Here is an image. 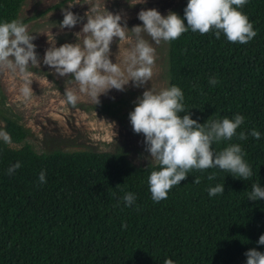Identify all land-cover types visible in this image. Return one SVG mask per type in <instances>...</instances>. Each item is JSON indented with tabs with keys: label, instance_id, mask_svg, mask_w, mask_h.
Returning <instances> with one entry per match:
<instances>
[{
	"label": "trees",
	"instance_id": "trees-1",
	"mask_svg": "<svg viewBox=\"0 0 264 264\" xmlns=\"http://www.w3.org/2000/svg\"><path fill=\"white\" fill-rule=\"evenodd\" d=\"M24 1L0 0V23L20 21ZM187 3L176 11L182 19ZM238 10L257 33L246 44L191 29L167 42V88L181 89L186 112L179 115L190 113L199 123L244 117L231 140L213 141L211 148L215 155L240 145L252 176L193 169L155 202L148 178L157 163L135 165L123 151L37 152L26 142L28 128L0 112L11 142L22 143L14 148L0 138V264H246L249 249L264 252L257 243L264 199L249 200L253 184L264 188V0H247ZM212 78L218 83L210 84ZM123 104L119 98L99 107L129 116ZM241 132L247 139H239ZM218 184L225 191L209 196ZM129 192L131 206L123 199Z\"/></svg>",
	"mask_w": 264,
	"mask_h": 264
},
{
	"label": "clouds",
	"instance_id": "clouds-1",
	"mask_svg": "<svg viewBox=\"0 0 264 264\" xmlns=\"http://www.w3.org/2000/svg\"><path fill=\"white\" fill-rule=\"evenodd\" d=\"M145 2L146 0H138L137 3ZM246 3L247 0H188L184 9L187 24L172 11L164 16L155 8L141 9L138 19L143 23L130 29L137 39L134 46L123 53V68L121 64L113 63L109 56L114 37L118 38V42H130L126 34V29H129L127 24H121L122 17L119 14L90 15L87 12L86 22L75 34L77 39L81 31L87 34L83 39V47L77 42L57 47L55 40H49L51 46L45 51L43 64L54 69L59 77L71 74L80 90L88 93L98 104L100 95L106 94L110 89L123 91L130 81L137 87L151 81L156 61L155 48L143 38L142 33L151 37L156 45L161 41L178 39L189 29L202 35L215 30L216 38L222 32L229 42L248 43L257 33L248 17L238 10ZM76 4H80V0L69 4V9ZM81 20L83 17L64 9L59 27L70 29ZM34 39L28 33L27 26L20 21L0 23V67L18 69L21 77L28 81L29 64H40L35 51L36 45L32 42ZM209 83L215 85L218 81L212 78ZM31 91L27 86L21 88L25 97ZM66 95L69 102H76L77 96L72 91H67ZM183 99L184 94L177 86L162 89L159 93H154L151 88L146 89L137 98L134 110L129 113L133 131L144 135L149 157L160 166L148 178L151 198L155 202L166 199L169 190L185 180L193 169L218 167L235 178L248 180L252 176L251 168L243 159L240 145H229L215 155L211 148L213 141L231 140L244 117L238 114L234 119L199 123L191 118L190 113L179 115L186 112ZM250 134L256 139L260 138V133L255 129ZM0 138L5 143H11V137L6 131L0 130ZM239 139H247L244 132L240 133ZM19 167L20 163L17 162L8 169V173L12 174ZM214 178L215 174L208 177L209 180ZM39 179L41 183L46 182L44 172H41ZM199 182V178L195 177L194 183ZM224 191V185L219 184L208 189L209 196L222 194ZM123 199L131 206L135 197L129 192ZM261 199H264V188L253 184L249 200ZM257 243L264 245V234L260 235ZM245 256L246 264H264V252L256 248L249 249ZM165 264H173V261L167 259Z\"/></svg>",
	"mask_w": 264,
	"mask_h": 264
},
{
	"label": "rangeland",
	"instance_id": "rangeland-1",
	"mask_svg": "<svg viewBox=\"0 0 264 264\" xmlns=\"http://www.w3.org/2000/svg\"><path fill=\"white\" fill-rule=\"evenodd\" d=\"M182 0H80L69 9V4L75 0H25L20 10V21L27 26V31L35 39V51L38 54L39 66L29 64L27 71L29 80L25 81L18 69L0 67V94L2 103L0 112L16 120L29 130L26 142L37 152L61 149L64 151L95 150V151H123L128 159L138 166L155 164L149 157L144 144V135L133 131L129 116L126 113L109 115L100 110L103 102L123 99L122 112H131L136 106L137 98L146 89L159 93L167 88L166 53L167 42L161 41L156 45L146 33L141 35L155 48V67L151 81L142 86H135L129 82L125 90L110 89L101 94L99 103L86 92L80 90L79 84L69 74L59 77L55 70L43 64L46 49L51 45L49 40H55L59 47L64 43H79L83 47V39L87 34L82 31L78 39L75 35L86 22V13L119 14L121 24H127L126 34L130 42H118L114 37L110 45L109 58L113 63L121 64L125 50L131 49L136 36L130 30L135 25H142L138 19L141 9L155 8L166 16L169 11L175 12ZM68 9L83 17L72 28L61 29L59 24L63 20V10ZM92 10H95L93 12ZM27 86L32 91L25 97L21 88ZM72 91L77 100L71 103L66 92ZM4 121L0 117V130L4 131ZM17 148L22 143H9ZM149 157V159H148Z\"/></svg>",
	"mask_w": 264,
	"mask_h": 264
}]
</instances>
